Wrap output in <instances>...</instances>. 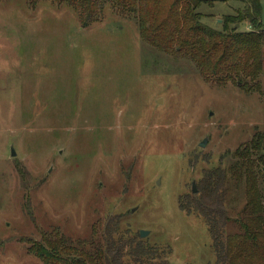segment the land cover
<instances>
[{
    "label": "rangeland",
    "instance_id": "374dc122",
    "mask_svg": "<svg viewBox=\"0 0 264 264\" xmlns=\"http://www.w3.org/2000/svg\"><path fill=\"white\" fill-rule=\"evenodd\" d=\"M244 7L198 12L222 31ZM104 16L84 30L65 5L0 0V264H42L29 242L89 241L93 227L115 264H225L215 248L245 206L228 171L264 136V70L262 94L217 88Z\"/></svg>",
    "mask_w": 264,
    "mask_h": 264
},
{
    "label": "trees",
    "instance_id": "16d2710c",
    "mask_svg": "<svg viewBox=\"0 0 264 264\" xmlns=\"http://www.w3.org/2000/svg\"><path fill=\"white\" fill-rule=\"evenodd\" d=\"M65 5L90 29L104 19L107 9L135 22L142 43L172 60L192 63L206 84L224 89L241 83L247 95L262 94L264 26L261 0H240L245 7L222 19V31L205 27L198 12L202 5L221 0H49ZM225 1V0H223ZM237 1V0H227ZM248 23L251 32L235 26ZM229 168L234 187L245 188V206L238 214L237 231L228 234L225 264H264V136L232 154ZM97 227L89 241L66 240L56 233L29 242L28 253L42 264H115L99 244ZM222 239V238H220ZM216 244V243H215ZM220 259V257H218Z\"/></svg>",
    "mask_w": 264,
    "mask_h": 264
},
{
    "label": "water",
    "instance_id": "95a60500",
    "mask_svg": "<svg viewBox=\"0 0 264 264\" xmlns=\"http://www.w3.org/2000/svg\"><path fill=\"white\" fill-rule=\"evenodd\" d=\"M238 27H239V25L236 26L235 28L238 29ZM207 143H208V141L205 140V142H203V143L201 144V148H205L206 145H207ZM11 156H12V157H15V152H14L13 149L11 150ZM193 192H195V189H194ZM134 211H135V210H134ZM148 234H149L148 232L146 233V232L141 231V232H140V238L145 239V238L148 236Z\"/></svg>",
    "mask_w": 264,
    "mask_h": 264
}]
</instances>
